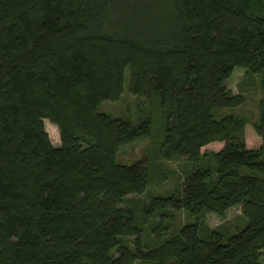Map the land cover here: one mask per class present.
<instances>
[{"label":"trees","instance_id":"obj_1","mask_svg":"<svg viewBox=\"0 0 264 264\" xmlns=\"http://www.w3.org/2000/svg\"><path fill=\"white\" fill-rule=\"evenodd\" d=\"M126 68L151 105L136 121L98 110L120 99ZM235 68L264 94V0H0V264H264V98L256 149L247 118L217 116L245 101L226 87ZM142 137L155 151L119 163ZM159 159L192 168L149 198L167 178ZM233 205L246 223L208 227ZM173 210L193 221L168 233ZM157 217L147 248L141 226Z\"/></svg>","mask_w":264,"mask_h":264},{"label":"rangeland","instance_id":"obj_2","mask_svg":"<svg viewBox=\"0 0 264 264\" xmlns=\"http://www.w3.org/2000/svg\"><path fill=\"white\" fill-rule=\"evenodd\" d=\"M226 87L233 93L242 92L245 96V101L242 105L234 109H219L217 116L220 117L221 115L235 114L247 118L248 123L245 125L246 147L250 149H256L260 147L261 138L255 133L253 127V124L258 120V103L262 98H264V94L260 85V77L258 75L245 77L244 69L235 68L229 79L226 81ZM128 89L129 70L126 68L124 73L123 93L120 99L117 101H103L98 106V110L113 117H124L125 119L127 118V120L132 121H136L138 116L146 117L151 111V105L143 98H139L130 93ZM44 126L52 144L55 146L59 145L60 141L57 127L50 123L47 119L44 120ZM155 143L156 142L151 137H142L132 144L123 145L117 154V161L123 164H130L135 160L145 158L150 155V153L155 151ZM222 146L223 143L221 142H212L202 147L201 151H217ZM157 164L161 167L162 173H164L167 178L163 181L161 180L160 183H158L160 179H157L152 183L149 182L144 193H147L150 196L149 198L167 196L171 194L174 189H178L180 182L185 178L192 168V166H190L186 160L172 162L159 159L157 160ZM215 178L216 171L213 172V180ZM136 196L139 195L133 194L128 198H135ZM141 199H143L141 196L137 197V201H135L133 205L129 206V208L135 213V224L138 226L141 224V216L143 220L145 215L144 206H141L143 202L139 203V200ZM174 213V218L172 216L164 217V219H167L171 225L168 233L178 230L185 223V221L189 219L184 210H173L171 215ZM190 218L193 217L191 216ZM158 219V217L156 219H149L147 222H143L141 226L143 228L142 242L147 248H151L154 245L153 240H155V238L153 237V227ZM206 220L208 227L220 228V230L225 232V235L234 233L236 231L235 228L242 226L244 220L246 223V219L245 217L243 218L239 205H233L229 207L223 217H219L212 212H208ZM188 221H193V219ZM199 234L202 235L201 230H199ZM149 243L153 245H150ZM134 264L144 263L136 261Z\"/></svg>","mask_w":264,"mask_h":264}]
</instances>
